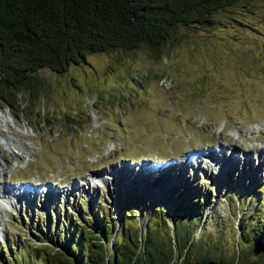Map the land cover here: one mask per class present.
Returning a JSON list of instances; mask_svg holds the SVG:
<instances>
[{
	"label": "rangeland",
	"instance_id": "1",
	"mask_svg": "<svg viewBox=\"0 0 264 264\" xmlns=\"http://www.w3.org/2000/svg\"><path fill=\"white\" fill-rule=\"evenodd\" d=\"M41 77L40 116L3 108L9 124L0 125V166L9 169L4 179L0 167V194H32L22 207L0 199V264L12 259L15 244L49 243L54 224L103 218V207L118 220L127 193H137L141 224L154 207L174 214L178 198L208 196L205 219H224L243 186L246 201L264 195V0L217 11L158 53H91L67 72L45 69ZM15 134L32 153L6 142ZM144 165L156 175L171 165L174 173L166 168L156 183L142 181ZM126 168L133 173L124 177ZM98 172L110 182L95 185Z\"/></svg>",
	"mask_w": 264,
	"mask_h": 264
},
{
	"label": "trees",
	"instance_id": "2",
	"mask_svg": "<svg viewBox=\"0 0 264 264\" xmlns=\"http://www.w3.org/2000/svg\"><path fill=\"white\" fill-rule=\"evenodd\" d=\"M240 1L0 0V105L16 115L38 117L43 70L67 72L91 53L142 47L158 53L181 29L204 24ZM247 190L243 186L224 219L215 214L205 219L213 202L208 196L199 194L189 203L178 198L169 214L172 224L155 207L141 224L137 193H127L121 198L120 225L103 207V218L95 213L88 220L54 224L49 243L15 244L7 263L264 264V195L259 199L252 193L246 201ZM159 193L154 187L155 200ZM227 227L230 239H225Z\"/></svg>",
	"mask_w": 264,
	"mask_h": 264
},
{
	"label": "bare ground",
	"instance_id": "3",
	"mask_svg": "<svg viewBox=\"0 0 264 264\" xmlns=\"http://www.w3.org/2000/svg\"><path fill=\"white\" fill-rule=\"evenodd\" d=\"M7 110H5V109H1L0 108V125H2L3 123H8L9 124V118H8V114H7V112H6ZM7 141V143L9 144V143H12V144H15V145H17L20 149H21V151H23L24 152V154H30V153H32V151L34 150V148H33V146H31V145H27V144H23V143H21V141H20V137L18 136V135H12L11 136V138L10 139H6ZM211 152V154H209V157H211V160L214 162V163H216V165H217V161H218V159L217 158H214L213 156H211L212 155V151H210ZM200 154H198V156H199ZM205 155V154H204ZM204 155H200L199 157L202 159V157L204 156ZM216 157V156H215ZM209 159V158H208ZM1 162V161H0ZM9 165H7L6 163L5 164H1V171H2V173H3V177H4V179H5V176L7 177V175H8V169H9V167H8ZM153 166V165H152ZM146 166L144 165L143 166V173H145V172H147V174L148 175H146L145 177H144V179L142 180V181H145V179L147 178V179H150V180H147V181H149V182H151V183H153V182H155L156 180H157V178H159V177H161V175H162V173H164L163 172V170L164 169H166V168H169V170L170 171H172V173H174L173 172V166H171V165H167V166H165V167H163L162 166V168L160 167V169L162 170H160V172H159V174H157L156 175V173H153V171H150V169H146L145 168ZM224 167V166H223ZM219 168H221V166L219 167ZM165 171V170H164ZM133 172H132V170L131 169H129V168H126V171L124 172V174H123V176L124 177H126L125 175H130V174H132ZM168 172L167 171H165V174H167ZM172 173H169L168 174V176L169 177H171V175H172ZM161 174V175H160ZM137 175V174H136ZM166 176V175H165ZM153 177H156V179H154ZM167 177V176H166ZM169 177H167V178H169ZM93 180H94V184L95 185H98V183L100 182V183H104L105 181H106V183H108V182H110V181H108V177L107 176H105V174H103L102 172H98V173H94V175H93ZM118 178V177H117ZM161 178H163V177H161ZM160 178V179H161ZM114 179V181L116 182V180H115V177L113 178ZM118 182V181H117ZM173 182V181H172ZM91 182H89L88 184H90ZM99 183V184H100ZM156 183V182H155ZM162 184V183H161ZM7 188V187H6ZM8 189V188H7ZM10 189V188H9ZM16 190H18V189H15V190H11L10 189V191H7L5 194H3V195H1L0 194V199H2V198H5L6 200H8V203L9 204H11V205H14V206H16L17 204H19L21 207L22 206H24V202L22 201V199H24L25 201H26V203L27 202H30V201H28L29 200V196L32 194V193H26L25 195L23 194V195H20V194H18L17 192H16ZM9 193V194H8ZM8 194V195H7ZM16 204V205H15ZM7 206V205H6ZM28 207V206H27ZM2 229V228H1Z\"/></svg>",
	"mask_w": 264,
	"mask_h": 264
},
{
	"label": "water",
	"instance_id": "4",
	"mask_svg": "<svg viewBox=\"0 0 264 264\" xmlns=\"http://www.w3.org/2000/svg\"><path fill=\"white\" fill-rule=\"evenodd\" d=\"M0 108L3 109L4 107L0 105ZM118 224L120 225V218H118Z\"/></svg>",
	"mask_w": 264,
	"mask_h": 264
}]
</instances>
